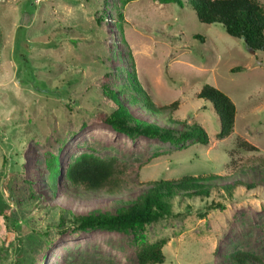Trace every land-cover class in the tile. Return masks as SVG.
Masks as SVG:
<instances>
[{"label":"rangeland","instance_id":"obj_1","mask_svg":"<svg viewBox=\"0 0 264 264\" xmlns=\"http://www.w3.org/2000/svg\"><path fill=\"white\" fill-rule=\"evenodd\" d=\"M204 84L235 105L233 131L223 139L213 105L196 97ZM102 88L134 118L164 128L183 126L145 100L177 101L174 116L199 124L207 143L129 137L96 119L110 112ZM82 153L126 161L128 185L80 193L63 173ZM52 155L61 169L55 189L46 165ZM257 156L264 157V51L252 52L221 24L200 23L192 8L160 0H0V264H139L141 238L165 240L161 264H234L236 251L262 258ZM183 176L208 179L209 195L173 198L172 215L139 235L77 226L92 211L114 212L149 181ZM236 180L254 187L229 196L224 185ZM212 202L224 208H209Z\"/></svg>","mask_w":264,"mask_h":264},{"label":"trees","instance_id":"obj_2","mask_svg":"<svg viewBox=\"0 0 264 264\" xmlns=\"http://www.w3.org/2000/svg\"><path fill=\"white\" fill-rule=\"evenodd\" d=\"M164 4L176 3L186 5L195 11L200 23L222 25L224 31L235 38L244 41L246 47L257 53L264 51V9L257 0H160ZM200 38L199 35H195ZM201 39V38H200ZM131 87L137 90L134 81H129ZM141 92V91H140ZM145 93V92H143ZM103 100L110 112H100L96 119L106 122L114 129L135 138L140 134L151 137H161L171 141H184L205 144L208 136L199 124L188 125L185 121L178 120L174 113L177 110V101L168 105H158L155 102L145 100V106L154 112L165 113L169 111L166 121L171 125H182L181 129L173 127L164 128L154 123L144 122L134 118L127 109L122 106L114 91L102 88ZM213 105L218 116V139H223L232 133L236 108L228 95L218 88L204 84L196 95ZM136 99L135 96H133ZM242 149L255 148L246 142L239 145ZM230 167L235 170L237 159H232L230 154ZM253 163L260 167L264 178V157L257 156ZM46 165L49 171V187L55 189L61 172L59 160L51 156ZM128 164L115 156L99 157L92 153H82L69 162L64 170V176L69 184L78 189L80 193L90 194L104 192L114 194L121 192L128 185ZM240 170V169H239ZM213 177V176H210ZM146 190L139 193L134 199L121 203L114 212L96 210L76 218L79 228H100L105 230L129 232L139 235L145 227L172 215V200L175 197L192 198L209 195L211 186L208 179L202 177L183 176L179 179L154 180L147 182ZM245 186L249 189L253 183H245L236 180L233 185H224L225 192L231 196L235 187ZM220 202L211 203L209 208H224ZM142 239V240H141ZM137 248V260L139 264H161L165 260L163 245L165 240L147 242L143 238ZM234 264H264V252L262 258L252 257L246 252L236 251L231 255ZM104 264H118L107 261Z\"/></svg>","mask_w":264,"mask_h":264},{"label":"water","instance_id":"obj_3","mask_svg":"<svg viewBox=\"0 0 264 264\" xmlns=\"http://www.w3.org/2000/svg\"><path fill=\"white\" fill-rule=\"evenodd\" d=\"M252 51V50H251ZM253 52V51H252Z\"/></svg>","mask_w":264,"mask_h":264}]
</instances>
